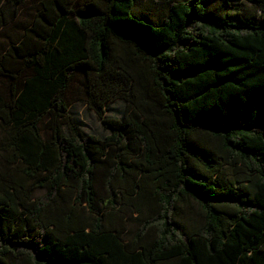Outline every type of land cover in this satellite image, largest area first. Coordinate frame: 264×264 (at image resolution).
<instances>
[{
    "label": "trees",
    "instance_id": "obj_1",
    "mask_svg": "<svg viewBox=\"0 0 264 264\" xmlns=\"http://www.w3.org/2000/svg\"><path fill=\"white\" fill-rule=\"evenodd\" d=\"M75 1L0 0V264H264V0Z\"/></svg>",
    "mask_w": 264,
    "mask_h": 264
},
{
    "label": "rangeland",
    "instance_id": "obj_2",
    "mask_svg": "<svg viewBox=\"0 0 264 264\" xmlns=\"http://www.w3.org/2000/svg\"><path fill=\"white\" fill-rule=\"evenodd\" d=\"M85 1L86 0H76L74 4L75 6H79V4L84 3ZM155 1H160V0H155ZM137 2H138L137 8L140 15L146 16L147 18H150L151 20L154 21H156L157 19H159V17L162 16L163 14L162 6H160L162 10L161 11L158 7L153 8L149 6L148 0H137ZM233 2L239 4L242 7L243 12H248V13L255 12L254 7L243 0H233ZM34 11H35L34 5H30V4L26 5L24 9L21 11V15L19 16L14 26L28 22L31 19ZM14 26L11 25L5 28L3 32H1L0 49L5 45V42L7 41L5 33H8ZM123 107H124V102L121 99H116L114 101L109 102L106 106L105 117L107 118L120 117ZM71 109L77 114L85 132L97 134L101 136L108 133V130L103 126L101 119L96 115V113L93 110L89 109L87 104H85L83 101L72 102Z\"/></svg>",
    "mask_w": 264,
    "mask_h": 264
}]
</instances>
